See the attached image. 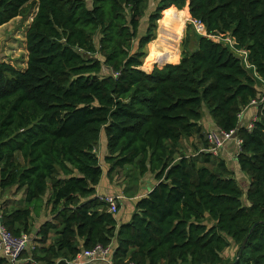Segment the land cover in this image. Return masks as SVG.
Wrapping results in <instances>:
<instances>
[{"label": "trees", "instance_id": "trees-1", "mask_svg": "<svg viewBox=\"0 0 264 264\" xmlns=\"http://www.w3.org/2000/svg\"><path fill=\"white\" fill-rule=\"evenodd\" d=\"M145 1L0 0V24L32 13L24 66L0 60V193L22 191V203L0 205L1 220L19 235L44 206L54 219L17 264H73L81 249L113 238L116 264H264V0H157L138 34ZM162 13L165 27L190 14L208 31H228L250 68L197 31L189 46L186 31L177 62L143 69ZM252 99L251 126L238 125ZM205 112L218 128L237 129L245 190L210 152L176 155L183 138L207 144ZM148 171L156 184L117 225L96 193L100 178L123 172L133 195ZM230 239L238 249L226 258Z\"/></svg>", "mask_w": 264, "mask_h": 264}, {"label": "rangeland", "instance_id": "rangeland-1", "mask_svg": "<svg viewBox=\"0 0 264 264\" xmlns=\"http://www.w3.org/2000/svg\"><path fill=\"white\" fill-rule=\"evenodd\" d=\"M86 1L89 2L90 0H86ZM156 3H157V0H146L145 1L143 15L140 17L138 34L144 32L146 24H147L148 14L154 8ZM31 15L32 13H30V11L28 10L27 12H25V14L23 13L22 15H17L11 18L10 20L0 24V60H6L11 63H16L18 66H24L25 59H26L24 33H25L26 26L31 19ZM163 16L165 15H163L162 13L160 18L157 20V26L155 29L154 37L150 41H148L144 46V50L146 51V54L143 58L141 67L147 71H150L152 67L154 66V64H156L157 66H162L166 63L177 62L180 58L181 41H182V38L185 32L187 31L188 35L191 37L189 46L192 45V40H193L192 35L194 34V32H196L190 21V18H191L190 14L186 20L176 19L173 25L168 24L167 26H169V28H167V26L165 27V25L161 22ZM165 17H170V16H165ZM226 33H229V32L226 31ZM134 43L136 45V41ZM176 55H177V58H176ZM241 61L246 67L250 68V65L248 66L246 64L243 55L241 56ZM259 87L263 88L261 84L259 85ZM195 140H197L195 136L193 137L192 140L190 137L181 139L177 144L176 155H178L179 153L189 154L195 151L198 145H201L199 147V150H201L204 147L206 148L208 145L206 144L205 146H202L201 141H195ZM232 141L230 142L232 143V149L234 150V143ZM99 142L96 144V152L98 153V156L100 157V163L103 165V169L106 171L107 164L103 160V155L105 153V135L103 131L100 132ZM187 144H189L191 147L188 148ZM234 152L235 151H232V154L235 155ZM213 156L216 160L223 159L224 162L227 161V164H228L229 160H225V158L222 157L221 152ZM234 158H235V161L233 162V165L231 166H236L237 168H239L237 164L236 156ZM231 163L232 161H230V164ZM208 165L211 167H214V163L212 164V162L208 163ZM121 176H123V172H117L116 176L113 177L111 180L114 183H118V178H120ZM105 177L106 175L105 173H103L102 177L100 178L101 180L99 181H103ZM235 177L237 178V180L242 179L241 187H243V190H245L244 188L247 185V181L245 180L243 181V179H246L247 174L245 173V175H242V173L240 174L237 173ZM120 181L125 182L126 180L122 178V180ZM21 197H22V191H17L14 187H12L11 190L9 191L5 190L2 193H0V205L1 206L3 204L16 205L17 203H22L19 199ZM243 199L245 200V197H243ZM0 213H1V207H0ZM45 220H52V221L54 220L52 213H50L49 209L46 206H44V209H41L40 211H38V213L34 212L32 214V219L30 220L32 231L27 234L29 236V239H28L25 249H23L21 253V257H23L24 255L27 257L31 256V253H32L31 251L33 249V246L40 244L37 240H35L34 236L36 235V230ZM52 237L53 235L50 236L49 240H51ZM110 245L113 248H115L116 238L112 239V242L110 243ZM237 249H238V244L230 239L229 245L223 250L222 254L226 258H231L234 256ZM38 264H42V262H38Z\"/></svg>", "mask_w": 264, "mask_h": 264}, {"label": "built area", "instance_id": "built-area-1", "mask_svg": "<svg viewBox=\"0 0 264 264\" xmlns=\"http://www.w3.org/2000/svg\"><path fill=\"white\" fill-rule=\"evenodd\" d=\"M191 23L195 31L205 35L215 41H220L223 44H228L229 47L235 51L238 55L244 56L246 64L249 66L250 63L247 61V50L243 47H239L235 38L226 32L220 31H208L206 29L203 21L197 18H190ZM264 82V80H263ZM256 104L257 101L252 99L248 105ZM247 105V106H248ZM242 113V112H241ZM239 114V117L241 116ZM242 124V123H241ZM247 126H251V122L247 123ZM236 130V129H235ZM233 130L225 131L217 126L210 128L206 131L205 138L207 141V147L202 148L210 152L212 155H217L221 150L226 148L227 143L230 140H234L235 144V155H237L240 150L241 139L236 135L232 136ZM201 149V150H202ZM97 193V192H96ZM99 198L107 203V208L109 211L115 213L118 209L117 200L121 196L116 193H97ZM1 214V213H0ZM29 236L26 233H21L19 235L13 234L2 222L0 215V256L5 257L9 264H17L19 261V255L22 250L26 247ZM114 248L110 245H103L101 243H96L91 247L81 249L71 260L73 264H115L112 259ZM129 264H133L132 262Z\"/></svg>", "mask_w": 264, "mask_h": 264}, {"label": "crops", "instance_id": "crops-1", "mask_svg": "<svg viewBox=\"0 0 264 264\" xmlns=\"http://www.w3.org/2000/svg\"><path fill=\"white\" fill-rule=\"evenodd\" d=\"M261 86H263L262 89H264V84H261ZM256 109H257L256 104H251V105L246 106L241 113V123L247 124L252 118H254L256 115ZM201 121H202V124L204 126L205 131L216 126V124L213 122V120L211 119L209 114L206 112H205L204 116L202 117ZM190 138H191V140L193 139V137H190ZM195 141H200V140L197 138V140H195ZM230 141H232V140H230ZM230 141L227 143L226 148H224L223 150L220 151L222 154V157H224L225 160H229L228 164H227V161L225 163L228 166V169L231 171V173L233 171L232 175L234 177H235V175H237V173H239V174L242 173V175H245V172L243 173V171H241L236 166H231V165H233V162L235 161L234 157L236 156V155L232 154V151H235L236 148H235V144H234V150L232 149V143ZM98 142H99V140H98ZM232 142L234 143V140ZM187 146H188V148L191 147L189 144H187ZM200 146L201 145H198L197 150L193 151L192 153L198 152ZM178 149H179V147H178ZM234 153H236V152H234ZM230 161H232L231 164H230ZM120 180H122V177L118 179V183H114L111 179H109L106 176L103 181H99V183L96 185V192L97 193H116V194L121 195L117 200L118 202H120L119 203L120 205H119L117 211L114 213L117 225L120 224L121 222H125V221H128L130 219L132 213L135 211L136 200L140 196L146 194L156 184V179L154 178L153 173L148 171L139 177L138 190L133 195H127L123 191L125 183H122L123 181H120ZM244 180L247 181V183H248V181H249L248 176L246 177V179H243V181ZM241 181H242V179H241ZM98 264H103V263L99 262Z\"/></svg>", "mask_w": 264, "mask_h": 264}, {"label": "water", "instance_id": "water-1", "mask_svg": "<svg viewBox=\"0 0 264 264\" xmlns=\"http://www.w3.org/2000/svg\"><path fill=\"white\" fill-rule=\"evenodd\" d=\"M238 125H241V116L239 117V122H238ZM236 135H237V129H236V130H234V132H233L232 136L234 137V136H236ZM244 244H245V240H243V242H242V244H241L240 251L242 250V248H243Z\"/></svg>", "mask_w": 264, "mask_h": 264}]
</instances>
